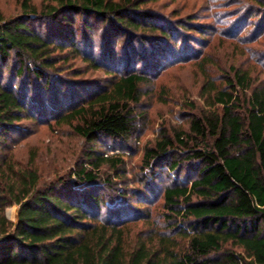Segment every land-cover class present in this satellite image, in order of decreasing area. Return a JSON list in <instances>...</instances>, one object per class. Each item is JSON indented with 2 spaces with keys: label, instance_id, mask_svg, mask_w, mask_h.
I'll return each instance as SVG.
<instances>
[{
  "label": "trees",
  "instance_id": "1",
  "mask_svg": "<svg viewBox=\"0 0 264 264\" xmlns=\"http://www.w3.org/2000/svg\"><path fill=\"white\" fill-rule=\"evenodd\" d=\"M153 1L42 0L52 21L45 33L0 13V264H264V80L255 83L246 70L233 68L223 88L207 80L208 106L188 130H162L145 146L147 192L156 170L175 174L161 191L166 224L123 200L107 206L103 197L102 165L116 177L125 168L120 156L97 147L137 139L139 85L175 55L167 42L177 43L175 32L200 31L172 24L147 6ZM252 1L264 12V1ZM28 2L24 13H36ZM183 41V59L195 58ZM69 55L104 69L110 84L91 94L93 81L53 73ZM139 59L143 70L135 72ZM23 120L65 124L82 138L75 171L43 181L37 149L28 146L25 156L24 147L14 149ZM140 220L145 230H132Z\"/></svg>",
  "mask_w": 264,
  "mask_h": 264
},
{
  "label": "rangeland",
  "instance_id": "2",
  "mask_svg": "<svg viewBox=\"0 0 264 264\" xmlns=\"http://www.w3.org/2000/svg\"><path fill=\"white\" fill-rule=\"evenodd\" d=\"M22 1L0 0V13L6 19L27 18L32 29L45 33L52 21L40 11L42 0L28 2L38 8L34 14L24 13ZM147 6L156 9L159 15L172 24L181 20L185 24L199 25V30L204 32L182 28L180 33L175 32L176 36L180 34V38H174L178 40L177 43L167 41L177 56L165 58L166 61H162L157 72L147 76L148 82L139 85L140 100L137 111L142 112V118L137 139L127 142L104 140L97 147L108 156H120L125 168L116 177L113 170L103 164L99 186L104 192L103 197L108 200L107 206L123 200L133 204L134 208H139V213L149 212L150 220L163 226L168 216L163 207L161 191L163 186L170 184L175 174H169L165 168L156 170V178L147 192L144 186L150 177L145 175L148 170L141 167L143 150L146 145L154 144L162 130L169 134L178 129L188 130L193 114L208 106L206 104L210 97L202 91L207 80L223 88L225 81L233 76V68L248 71L255 83L264 80V12L252 0H157L147 3ZM98 35L94 36L92 44H99ZM182 40L188 46L187 49L190 48L196 53L195 58L183 59L180 52ZM96 52L99 54L100 51ZM70 58L69 55L66 62L56 63V66L61 67L53 70V73L66 77V80L93 81L97 87L90 88L91 91L88 89L91 94L97 92L96 88L102 91L110 84V74L104 69L93 70L79 58ZM11 62L10 60L9 63ZM142 63L141 59L136 61L135 72L143 70ZM125 66L126 63H122L119 66L120 71L123 72ZM77 67L78 71H69ZM133 67H129L130 70ZM238 95L243 97L240 91ZM20 125L27 133L24 131L23 135L13 137L14 149L24 147L21 150L23 156L28 146L37 149V164L43 181H49L55 174L75 171V160L81 152L83 140L69 126L53 121L41 123L28 120L21 121ZM183 174L184 172L180 177ZM74 178L73 175L72 179ZM118 191H121L120 195ZM133 191L142 196L132 197ZM142 197L147 203H136ZM119 203L121 201L117 205ZM102 213L104 214V209ZM12 219L15 220V217ZM143 226L145 225L140 220L132 230H145Z\"/></svg>",
  "mask_w": 264,
  "mask_h": 264
}]
</instances>
